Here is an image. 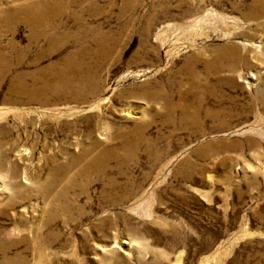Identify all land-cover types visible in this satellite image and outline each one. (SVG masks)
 I'll list each match as a JSON object with an SVG mask.
<instances>
[{
	"label": "rangeland",
	"instance_id": "374dc122",
	"mask_svg": "<svg viewBox=\"0 0 264 264\" xmlns=\"http://www.w3.org/2000/svg\"><path fill=\"white\" fill-rule=\"evenodd\" d=\"M4 260L264 264V0H0Z\"/></svg>",
	"mask_w": 264,
	"mask_h": 264
},
{
	"label": "bare ground",
	"instance_id": "6f19581e",
	"mask_svg": "<svg viewBox=\"0 0 264 264\" xmlns=\"http://www.w3.org/2000/svg\"><path fill=\"white\" fill-rule=\"evenodd\" d=\"M46 3H48V2H46ZM37 16H38V14H37ZM40 16H42V15H40ZM96 160L97 159H93V160L88 161V163L86 165L83 164V166L81 167V172L84 171V170H86V169H88L87 167H89L92 163L95 164V163L101 162V165H103L104 164V161L106 160V157L102 158V156H100V160L98 162H96ZM0 264H9V262L6 261V260H4V261L0 262Z\"/></svg>",
	"mask_w": 264,
	"mask_h": 264
}]
</instances>
